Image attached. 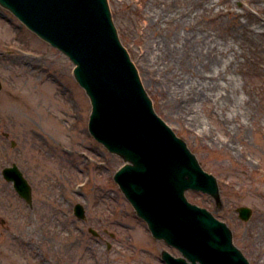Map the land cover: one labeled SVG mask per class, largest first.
Instances as JSON below:
<instances>
[{
    "label": "rangeland",
    "instance_id": "rangeland-1",
    "mask_svg": "<svg viewBox=\"0 0 264 264\" xmlns=\"http://www.w3.org/2000/svg\"><path fill=\"white\" fill-rule=\"evenodd\" d=\"M108 1L156 113L218 180L221 205L191 190L188 200L227 224L250 264H264V37L251 42L231 27L233 16L214 18L218 10L231 9L246 21L244 11L250 10L264 23V0H212L208 15L197 0ZM149 13L169 22L162 32H148L155 55L146 53L138 29ZM207 36L228 47L224 59L240 98L238 115L215 105L219 89L210 102L195 100L190 91L191 83L196 92L204 86L205 58L194 47ZM148 63L171 64L176 82L149 73ZM74 68L0 5V264H166L163 250L181 253L152 236L115 182L125 162L91 135V101ZM13 164L33 187L32 206L3 177ZM78 203L86 207V221L74 214ZM240 207L253 210L250 220L240 219Z\"/></svg>",
    "mask_w": 264,
    "mask_h": 264
},
{
    "label": "water",
    "instance_id": "water-1",
    "mask_svg": "<svg viewBox=\"0 0 264 264\" xmlns=\"http://www.w3.org/2000/svg\"><path fill=\"white\" fill-rule=\"evenodd\" d=\"M0 4L76 64L75 76L93 105L90 132L126 162L115 181L154 237L183 254L175 257L163 251V260L250 264L234 245L227 224L188 201L185 193L193 190L211 195L221 205L218 181L155 112L119 39L108 0H0ZM3 176L32 205V186L21 169L16 164L6 167ZM74 212L82 220L87 217L82 204ZM238 212L244 221L253 214L249 207ZM90 232L98 236L94 229Z\"/></svg>",
    "mask_w": 264,
    "mask_h": 264
},
{
    "label": "bare ground",
    "instance_id": "bare-ground-1",
    "mask_svg": "<svg viewBox=\"0 0 264 264\" xmlns=\"http://www.w3.org/2000/svg\"><path fill=\"white\" fill-rule=\"evenodd\" d=\"M205 15L213 12L214 7L212 5V0H197ZM251 2L257 3L259 0H250ZM246 15V21H241L239 19L241 13H237L234 10L220 9L214 14L216 20H220L225 14L233 16L234 22L231 27L238 28L242 31L246 38L251 42L257 37H264V23L261 18H255L250 10L244 11ZM143 23H139L138 26L140 32L144 35L146 53L149 55H155L156 49H154L155 44H152L148 38V32L150 30H155V32H162L163 27L167 24H163V21L158 16H153L151 13L148 15H143ZM172 21V19H169ZM178 27V23H175ZM177 35L174 36L175 42H177ZM148 39V40H147ZM157 46V45H156ZM171 50H176V43L170 44ZM199 47V48H197ZM197 48V49H196ZM196 53L205 58L204 67L207 68L208 73H204L203 80H205L202 85L203 88L196 92L194 83L189 85L190 91H193L195 95V100H200L202 102H210L211 94L214 89H219V92L215 95V105H222V112L226 115H238L241 110L240 98L234 87L233 82L227 77L228 65L224 57L228 52L227 45L220 43L217 36H207L202 43L194 47ZM149 69V73L155 74L158 72L160 75L164 76L165 79H170L173 83L176 82L177 71L173 68L171 64L164 63L163 66L159 63H148L146 64ZM199 87V85L196 84ZM189 109L191 110L194 101V96L191 98ZM192 111V110H191Z\"/></svg>",
    "mask_w": 264,
    "mask_h": 264
}]
</instances>
